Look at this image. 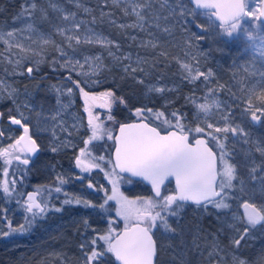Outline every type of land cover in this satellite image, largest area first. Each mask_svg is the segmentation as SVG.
Masks as SVG:
<instances>
[{
  "label": "rangeland",
  "instance_id": "374dc122",
  "mask_svg": "<svg viewBox=\"0 0 264 264\" xmlns=\"http://www.w3.org/2000/svg\"><path fill=\"white\" fill-rule=\"evenodd\" d=\"M7 1L9 6H0V152L7 150L0 156V244L15 243V235L26 231L20 226L28 224L26 217H30L23 205L27 187L28 191H50L43 198L51 210L29 226L34 230L29 235L30 245L15 264H86L94 238L107 235L109 230L117 234L125 227L124 219L116 214V199L109 200L104 209L99 207L107 196L122 195L137 204L161 200L143 183L118 176L113 168H108L104 156V160L99 159L103 150L95 151L97 143L113 140L108 133L114 137L119 125L113 115L114 105L127 107L128 117L145 119L146 107L136 108L143 110L136 113L128 105V101L140 97L153 106L176 101L188 106L192 116H186L184 123L193 138H210L219 153L228 154L227 162L236 171L233 187L224 189L227 195L220 200L228 207L183 205L176 215L167 217L174 232L162 227L153 229L157 239L156 264H264V222L251 227L247 234L243 231L247 227L244 214L251 212L243 207L244 202L254 204L257 210L264 206V155L258 151L264 148V113L257 111L264 108V55L257 51L260 38H264V23L259 18L261 0H245L251 15L241 18L243 26L257 37L255 47L242 31L227 39L208 11L197 10V15H187L185 19L179 12L173 15L164 0H150L147 7L136 9L145 17L143 30L132 14V4H144L145 0ZM179 2L170 0L172 7ZM183 3L192 7L188 0ZM65 13L74 16L65 20ZM74 24L80 27L77 29ZM86 34L92 43L84 42ZM69 35L73 36L71 41ZM97 38L111 43L95 42ZM110 51L113 55H109ZM182 64H187L193 73L199 70L211 75L207 81L200 77L190 82L186 78L188 69ZM28 67L34 69L31 74ZM110 84L124 87L127 94L116 96L108 90ZM157 87L163 91H155ZM68 88L73 91L69 93ZM106 92H111L112 97L102 95ZM206 98L218 101L207 115L196 107ZM90 113L104 134L90 140L89 157L80 150L91 137ZM253 113L257 120L252 119ZM10 118L20 119L30 128L41 149L39 156L31 158L18 151L21 145L11 147L22 132L10 125ZM209 123L220 127L228 123L230 128L243 129V133H217L208 128ZM198 126L203 129L200 133L195 131ZM212 136L218 137L219 142ZM17 156L28 158L29 164H21ZM77 157L82 161L94 159L100 167L82 172L76 165ZM18 168L27 171L28 180L20 182L12 176ZM106 172L110 175L106 176ZM85 178L93 184L89 192L80 187ZM110 181H115V193ZM5 182L11 195L3 192ZM56 185L68 187L62 186V192L56 193ZM66 198L73 203L65 204ZM76 199L81 203L76 204ZM88 199L95 200L94 207L84 205ZM57 207L61 211L57 212ZM87 216L94 225L81 234L78 229L84 226L77 229L75 225ZM65 222L73 229H64ZM133 223L135 219L129 221V225ZM242 235L244 239L236 245L234 239ZM96 247L103 250V241H98ZM104 264H115L111 253L105 255Z\"/></svg>",
  "mask_w": 264,
  "mask_h": 264
},
{
  "label": "snow or ice",
  "instance_id": "6c2138e0",
  "mask_svg": "<svg viewBox=\"0 0 264 264\" xmlns=\"http://www.w3.org/2000/svg\"><path fill=\"white\" fill-rule=\"evenodd\" d=\"M114 3H119L120 0H113ZM130 2V0H126ZM165 3H169L170 11L173 15L179 14L183 17L187 15H197V10L215 9L211 13L219 21V27L226 33L229 37H233L234 33L242 31L246 39L253 42V47H255V40L257 37L249 31L247 27H244L241 21V17L250 16L251 12L246 10V4L244 0H189L191 5L195 7H189L180 0L175 7L171 6L170 0H164ZM150 4V0H145L144 4H132V14L137 17L140 21L138 26L143 30V22L145 17L141 11L136 9L147 7ZM163 6V3H162ZM35 7V5H33ZM55 8L56 6L53 5ZM127 13V9H125ZM261 15H264V11H261ZM74 16L72 13H65L64 19L68 20L70 17ZM157 19L159 17L157 16ZM200 27V25H197ZM73 27L79 28V24H74ZM31 28V25H29ZM167 30V29H166ZM62 31L69 32L71 29H64ZM9 36L12 32L8 33ZM73 36L69 35L68 40L71 41ZM77 43H80V37H75ZM84 42L92 43L93 40L86 34L84 37ZM95 42L108 44L111 41H105L97 38ZM151 43V42H149ZM261 47L257 51L264 55V38H260ZM155 46V45H153ZM63 55V52H62ZM109 55H113L110 51ZM130 59V57H125ZM87 59V58H86ZM83 67V65H81ZM130 65L125 66V71L128 70ZM182 67L188 69L186 78L189 81H195L200 77H204L207 81L208 76L211 75L209 72L207 75L199 70L193 73V70L187 65L182 64ZM27 71L31 74L34 69L28 67ZM135 72L136 68H132ZM68 79H71L69 76ZM79 87L77 81H72ZM151 90V89H150ZM157 92L163 91V89L157 87L154 89ZM67 91L71 93L72 88H68ZM211 93L212 89H208ZM81 93L87 96L88 93L84 92L81 88ZM102 95L107 97H112L111 92L103 93ZM123 102V101H121ZM218 101L211 99L210 101L206 98L204 103L196 104L197 109L200 112L207 115L212 106L217 105ZM87 111V109H85ZM142 109H136V113H142ZM151 112V109H148ZM264 113V108L257 109ZM88 121L89 129L91 131L90 139L84 141L85 148L81 149V154L86 156H91V150L88 145L90 140H96L101 138L104 134L101 126L95 124L91 118ZM158 115H163L158 114ZM173 115H176L173 113ZM11 123L15 125H20L23 128L24 133L29 132V128L21 123L20 119L10 118ZM253 120H257L258 117L253 113ZM170 123L169 121H166ZM179 119L177 124H179ZM208 128H214L217 133H228L232 132L235 136L238 133H243V129L238 127H229L228 123H225L223 127L214 126L209 123ZM195 131L200 133L203 131L201 127H196ZM121 135L115 137L116 140V164L115 167L119 168L120 172L131 173L132 176L142 177L144 180L149 181L152 184L153 191L156 193L157 197L161 196L160 186L165 182L166 179L172 177L175 179L176 183V194L161 197L160 201L144 200L137 204L136 201L127 200V198L122 195L117 198L116 195L107 196L104 204L99 205L101 209H104L105 205L109 200L116 199L117 209L116 214L120 216L125 221V231L122 234H113L111 230L107 235H99L91 241L92 248L90 253L87 254L86 264H104V257L107 253H111L119 264H153V257L156 255V241L154 239L155 233L153 229L163 228L167 232H174L171 228L168 216H174L177 214V210L183 207L180 202H192L196 205L214 204L217 208L228 207L226 203L222 201H217L214 198L220 197L224 189H231L233 187V180L236 179L235 166L227 162L228 154L224 151L217 153L209 146L205 144L204 140L197 139L195 141L196 146H191L188 143V135L186 130L181 125L179 134L177 131H170L167 135H161L155 127H149L146 123H132L122 125L120 128ZM2 135V133H0ZM108 138L112 139L110 133H108ZM212 139L219 142V138L212 136ZM21 141H26L23 147L18 148V151L34 153L37 150V146L34 140L26 136H21L17 141L16 145L11 147H16L21 144ZM224 145H220L223 149ZM7 150L0 152V156H4ZM258 151L264 155V148H259ZM17 160L23 165L29 164L28 158L16 157ZM103 160L104 157H99ZM10 163V161H6ZM76 165L81 169L82 172L90 171L92 168H99L100 164L94 159H89L88 161H82L80 157L76 159ZM103 170V169H101ZM253 172L256 171L255 168L252 169ZM7 169H5V175H7ZM106 172V176H109ZM218 177H221L218 180ZM79 178V177H78ZM255 179V177H253ZM113 183V192H116L115 181H110ZM64 181L61 179L60 184ZM13 187H15V180H13ZM88 188H93L91 183L88 184ZM219 189V190H217ZM55 192L61 193L62 188L60 186H55ZM41 199L37 202L36 193H28L27 200L23 201L24 210L26 213L30 214V217H26L28 224L21 225L20 228L23 230L30 226L35 220L43 216L50 207V203L46 201L43 197L49 195V193L40 192ZM3 192L11 195V189L7 186V182L3 186ZM227 195V193H225ZM65 196L67 194L65 193ZM20 203V201H18ZM65 204L73 203L70 199L64 200ZM76 204H80L81 200L76 199ZM86 207H94L87 200L83 201ZM243 207L245 209H251V212H245L243 219L246 220L247 227L244 228V233L250 230L251 227H255L261 222H264V206L257 210L254 204H250L247 201L244 202ZM57 212L61 211V208L57 207L55 209ZM135 219L136 224L130 226L129 221ZM109 223H113L109 221ZM87 224V221H85ZM11 227V226H10ZM8 233H5L7 235ZM244 239L242 235L239 239H234V243L239 245L241 240ZM98 241H103V250L96 247ZM82 248L85 246L82 244ZM241 264L243 262L241 261Z\"/></svg>",
  "mask_w": 264,
  "mask_h": 264
},
{
  "label": "trees",
  "instance_id": "16d2710c",
  "mask_svg": "<svg viewBox=\"0 0 264 264\" xmlns=\"http://www.w3.org/2000/svg\"><path fill=\"white\" fill-rule=\"evenodd\" d=\"M4 5L5 7L10 5L9 1L7 0H0V6ZM243 18V17H242ZM243 19H241L242 21ZM227 39H229V36H226ZM108 90L112 91L116 96L121 95L125 96L127 93L124 92V87L122 88H115L112 84L107 86ZM123 90V91H122ZM150 103H146L145 97L140 98H134L131 101H128L129 108L136 109V108H144L151 109L152 111H147V116L145 119L158 127L162 132L167 131L171 128H175L180 131V126L182 125L186 132H189V126L184 123V119L186 116L191 117L192 112L189 110L188 106H185L180 101L172 102L169 105H162L161 103H158L156 105H149ZM127 108V107H126ZM126 108L123 107L120 104L114 105L113 109V115L115 116L117 122L120 124L125 121L135 120L131 117H128ZM163 115H158V114ZM175 113L176 115H173ZM179 119V124H177V120ZM166 121H169L170 123H167ZM191 134V133H190ZM207 137V136H206ZM208 141L210 145L213 147V149L216 151V153L219 155V152L211 142L210 138H208ZM97 149L95 148V151L98 153H102L105 157L109 155V151L111 150V147L113 146V140L109 143H105V141H102L101 143L96 144ZM20 167V166H19ZM27 172V171H26ZM26 172L25 170H19L16 169L12 171V176L16 178V180L22 182L23 179L28 180V177L26 179ZM221 179V177H220ZM169 189H172L173 187H167ZM21 189V187H20ZM30 187H27L26 193ZM5 201L7 202V198H5ZM9 204V203H8ZM16 205V204H15ZM52 212H55L52 210ZM33 228L26 227V231L24 234L19 233V235H15L17 241L12 244H0V264H15V261L18 259V256L23 253V250H26L27 246L30 245V242H28L29 239H31V233L33 232ZM28 243V244H27Z\"/></svg>",
  "mask_w": 264,
  "mask_h": 264
},
{
  "label": "water",
  "instance_id": "95a60500",
  "mask_svg": "<svg viewBox=\"0 0 264 264\" xmlns=\"http://www.w3.org/2000/svg\"><path fill=\"white\" fill-rule=\"evenodd\" d=\"M188 2H189V0H188ZM244 2H245V0H244ZM189 4H190V3H189ZM190 5H191V4H190ZM191 6H192L193 8L195 7L194 5H191ZM199 11H208V12L210 13V15H211V13L215 11V9H206V10H199ZM261 11H264V0H261L260 17H259V18H260V21L264 23V15H261ZM211 17L213 18V20H214L215 22H217L218 24H220V21H219L215 16H212V15H211ZM241 18H242V17H241ZM241 18H240V19H241ZM9 123H10V125H11L12 127L16 128V129H18V130H21L22 133H21L20 137H21V136H26V137L30 138L31 140H34V141H35L36 146H37V150H36L34 153H28V152H26V153H27L31 158H36L37 156H39V154H40V152H41V149H40L39 145L37 144L36 140L31 136L30 128L26 125V126L29 128V132H28L27 134H25L23 128H21L20 125L12 124V123H11V119H9ZM21 123L23 124L22 121H21ZM132 123H137V124H140V123H146V124L149 125V127H155V128H157V131L160 132L161 135H167L168 132H170V131H177V133L179 134V130H177V129H175V128H171V129H169V130H167V131L162 132L158 127H156L155 125L149 123L146 119L130 120V121H125V122L120 123V124L118 125L117 130H116V132H115V135H114V137H113L114 147H113V150H112V161H113L114 167H115V164H116V152H115V149H116V140H115V137H118V136L121 135L120 128H121L122 125H125V124H132ZM186 134L188 135V143H189L191 146H196V145H195V141H196L197 139H201V140H204V141H205V144H206L207 146L211 147L210 144L208 143V140H207V137H206V136H204V135H200V136L195 137L192 141H190L191 134H190L189 132H186ZM20 137H19V138H20ZM25 143H26V141H21V144H20V145L23 147ZM211 148H212V147H211ZM212 149H213V148H212ZM213 150H214V149H213ZM115 169H116L120 174H122V175H124V176H126V177H128V178H130V179H132V180H134V181H139V182L143 183L145 186H147V187L150 188L151 193H152L156 198H159V197L156 196V193L153 191L152 184H151L149 181L144 180L142 177L132 176L131 173H128V172H120L119 168H116V167H115ZM218 180H219V177H218ZM170 182H171V183L173 184V186H174V187H173V188H174V192H173L172 194H170V195H174V194H176V183H175V179L172 178V177L166 179L165 182L160 186L161 194H162V190H163L164 186H165L167 183H170ZM217 190H219V189H217ZM28 193H36V194L38 195V193L35 192V191H30V192H28ZM28 193H27V194H28ZM223 193H224V191L221 193V196L223 195ZM27 194H26V197H27ZM37 195H36V199H37ZM221 196H220V197H221ZM220 197H215L214 199L216 200V199H219ZM37 202H38V200H37ZM180 203L196 205V204H194V203H192V202H180ZM202 205H203V204H202ZM196 206H200V205H196ZM135 224H136V223H133V224H131L130 226L135 225ZM124 231H125V227L122 228V229L117 233V235H118V234H122ZM154 239H155V238H154ZM155 241H156V240H155ZM156 248H157V243H156ZM112 257H113L114 263H115V264H119V262L116 261V259H115V257H114L113 255H112ZM156 259H157V251H156V255L153 257V264H156Z\"/></svg>",
  "mask_w": 264,
  "mask_h": 264
},
{
  "label": "flooded vegetation",
  "instance_id": "af4514ba",
  "mask_svg": "<svg viewBox=\"0 0 264 264\" xmlns=\"http://www.w3.org/2000/svg\"><path fill=\"white\" fill-rule=\"evenodd\" d=\"M194 138H193V136L191 135V137H190V141H192ZM207 140H208V138H207ZM208 143H209V141H208ZM210 144V143H209ZM211 146V145H210ZM113 147H114V141H113V146L111 147V150L109 151V155L107 156V157H105L104 156V154L102 155V156H104L105 157V163L106 164H108V168H113V170H114V172H116L117 173V175L118 176H120V177H122L123 179L126 177V176H124V175H122V174H120L116 169H115V167H114V164H113V161H112V150H113ZM212 147V146H211ZM213 148V147H212ZM215 151V150H214ZM216 152V151H215ZM218 155V154H217ZM219 156V155H218ZM104 160V159H103ZM219 180H220V177H219ZM89 183H91L90 182V180L88 179V178H85L84 180H82V184L80 185V187L82 188H87V191L89 192V188H88V184ZM92 184V183H91ZM93 185V184H92ZM56 186H58V185H56ZM63 185H61V187H62ZM72 186V185H71ZM63 187H68V186H63ZM122 187H124L123 185H122ZM167 187H174L173 186V184L170 182V183H167L165 186H164V188H163V190H162V194H161V196L159 197V199H161V197H163V196H165L166 194H168V195H170V194H172L173 192H174V188H172V189H169V188H167ZM28 192H30V191H28ZM27 192V193H28ZM36 192V191H35ZM92 192H93V190H92ZM26 193V194H27ZM38 193V195H37V200H38V202H39V200L41 199V196H40V193L39 192H37ZM26 194H25V199L27 200V197H26ZM101 195H102V192H100L99 193V195H98V199H101ZM53 196H55V195H53ZM225 196V190H224V193H223V195L219 198V199H216L217 201H220V200H222V198ZM56 197V196H55ZM54 197V198H55ZM90 197V196H89ZM89 203H93L94 204V202H95V200L93 199H90V201H89V199L87 200ZM99 203L101 202V201H98ZM102 203V202H101ZM183 205H191V204H184V203H182ZM208 205H211V204H207V206ZM196 206V205H195ZM200 206H202V207H204V205H200ZM115 209V208H114ZM49 210V209H48ZM51 210H49L48 212H50ZM87 212H89V209L87 210ZM103 213H104V211H103ZM102 213L100 212V215H101ZM79 216V215H78ZM88 217H90V216H87V218L85 217V220H82L81 222L82 223H80V224H77V225H75L76 226V228L77 227H83L82 229H78L80 232L82 231V230H84V229H87V231H90L91 230V228H93V225H94V222L93 221H90L89 219L90 218H88ZM68 219V218H67ZM80 219V218H79ZM85 221H87V224H85ZM105 222V221H104ZM72 228V225H70L69 223H66L65 222V227H64V229H71ZM73 229V228H72ZM71 233V232H70ZM84 233V231H82L81 232V234H83ZM154 238H155V240H156V243H157V239H156V237L154 236Z\"/></svg>",
  "mask_w": 264,
  "mask_h": 264
}]
</instances>
